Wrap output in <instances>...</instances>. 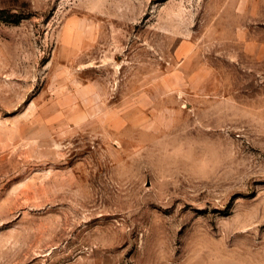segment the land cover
Returning <instances> with one entry per match:
<instances>
[{"label": "rangeland", "instance_id": "rangeland-1", "mask_svg": "<svg viewBox=\"0 0 264 264\" xmlns=\"http://www.w3.org/2000/svg\"><path fill=\"white\" fill-rule=\"evenodd\" d=\"M260 22L264 0H0V264H264Z\"/></svg>", "mask_w": 264, "mask_h": 264}, {"label": "crops", "instance_id": "crops-1", "mask_svg": "<svg viewBox=\"0 0 264 264\" xmlns=\"http://www.w3.org/2000/svg\"><path fill=\"white\" fill-rule=\"evenodd\" d=\"M245 5H243V8H245ZM255 27L264 29V22L256 23L254 28ZM240 33H242L243 37H240L239 41L243 42L245 52L254 55L256 57H261V58L264 57V39H260L259 37L256 36L249 37L247 35L248 28L245 26L241 27Z\"/></svg>", "mask_w": 264, "mask_h": 264}]
</instances>
